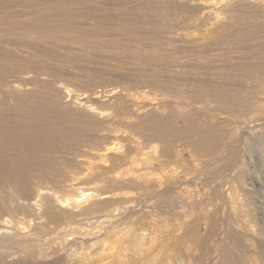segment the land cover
Instances as JSON below:
<instances>
[{"label":"bare ground","instance_id":"obj_1","mask_svg":"<svg viewBox=\"0 0 264 264\" xmlns=\"http://www.w3.org/2000/svg\"><path fill=\"white\" fill-rule=\"evenodd\" d=\"M69 60L130 87L77 90ZM244 135L264 140V0H0V264L75 235L89 248L56 264H175L172 235L207 215L195 192L247 244L240 176L223 190Z\"/></svg>","mask_w":264,"mask_h":264},{"label":"rangeland","instance_id":"obj_2","mask_svg":"<svg viewBox=\"0 0 264 264\" xmlns=\"http://www.w3.org/2000/svg\"><path fill=\"white\" fill-rule=\"evenodd\" d=\"M69 62V63H68ZM74 64H72V63ZM63 64V65H62ZM65 64V65H64ZM66 64L67 65H70V66H67V67H65L66 66ZM61 67V69L63 70L62 71V74H59V72L57 71L55 74H56V78L57 79H59V80H62V82H64V83H69L68 82V80L70 79V80H72V78H77L78 79V86H77V88H76V85L77 84H75V88L78 90L79 89V87H80V89L79 90H84V91H88V94H90L89 92H91V89H92V92H94L95 90L96 91H102L103 89L104 90H108V89H111V87H114V84H116L115 85V87H130V86H128V85H130L129 84V82L127 81V82H125V80L124 79H120V80H118L116 77H114V76H112V75H109L108 74V76L106 77V75H107V73H105V72H100V70H98V69H94L93 71H92V69H88V68H85V71H84V67H78L77 66V63L76 62H74V61H71V60H69V61H67L66 63L65 62H63V63H61L60 62V64H59ZM79 65V64H78ZM63 66V67H62ZM76 67V68H75ZM80 68V69H78V68ZM65 70H67L66 72L64 71V69ZM69 68H71V69H69ZM61 69H60V73H61ZM69 69V70H68ZM77 69V70H76ZM83 71H82V70ZM70 70H71V72L72 71H74V72H72V73H70ZM79 70H80V72H79ZM89 70V71H88ZM75 71H78V74L79 75H81V76H78V74H76L77 72H75ZM83 72V75H85V76H83L82 75V72ZM91 71L93 72V73H91ZM96 71V72H95ZM63 72H65V75H64V73ZM94 73H96L97 75H99V73H101V75H99L100 77H98L96 74H94ZM102 73H104V74H102ZM73 74V75H72ZM88 76H90V77H88ZM106 74V75H105ZM72 75V76H71ZM95 75V76H94ZM104 75V76H103ZM71 76V77H70ZM74 76V77H73ZM102 76V77H101ZM109 76H112V78H113V80L115 81H113V80H111L112 78L110 77L109 78ZM90 78V79H88V78ZM96 77V78H95ZM82 78V79H81ZM86 78L88 79V80H91V81H89L88 82V84H87V81L88 80H86ZM94 78V79H93ZM104 78V79H103ZM106 78V79H105ZM107 78H109V79H107ZM116 80H115V79ZM101 79V80H100ZM69 80V81H70ZM82 80H84V81H82ZM96 80H98V81H96ZM104 80V81H103ZM106 80V81H105ZM110 80V81H109ZM95 81V82H94ZM101 81V82H100ZM113 81V82H112ZM118 81V82H117ZM120 81V82H119ZM121 81L122 82H124V84L123 83H121ZM94 82V83H93ZM98 82V83H97ZM81 85H80V84ZM85 83V84H84ZM92 85H91V84ZM98 85H97V84ZM117 83H118V86H117ZM119 83H120V86H119ZM126 83L128 84V85H126ZM95 84L98 86H95ZM111 84V85H110ZM123 84V85H122ZM85 85H91V86H95V87H92L91 88V86L88 88V86L87 87H83V86ZM109 87H108V86ZM107 86V87H106ZM82 87V88H81ZM74 88V87H73ZM74 88V89H75ZM85 88V89H84ZM87 88V89H86ZM96 88V89H95ZM100 88V89H99ZM248 136V135H247ZM253 137V136H252ZM251 137V138H252ZM264 137V136H263ZM249 138V139H248ZM250 137H247V139H246V135H244V142L242 143L243 145L241 146V148H242V156H244V158L242 157L241 158V161H243V163L241 162V164H239V165H237V167H239V168H241L240 170H227L226 172H225V175H226V177H225V175H224V179H223V190L225 191V192H230V190H231V188H232V186H230L232 183H233V179H237V176H240L239 178L241 179H237L240 183H242L243 184V189L242 190H240L241 191V193L243 192V194H242V198L243 197H246V198H244L243 199V201L245 200V202H246V204L249 206V210L251 211V219H252V224H253V230L256 232H254V235L252 236V237H249L248 239H250L251 241H249V242H247V244L245 243V244H243L242 243V241L240 240V238H239V236H237L238 234H234V231L236 230H234L233 229V227L236 225V223L234 224V222H235V220H234V218H233V216L232 217H230L231 216V213L228 211L229 209L225 206V205H223V202L221 203V202H219L218 201V203L219 204H215V206H212L213 208H211V206L209 207V203H208V199H206V197H205V199L204 198H202V197H198L197 195H199L197 192H195V196H196V198L197 199H200V200H198V201H202L201 202V204H202V206L204 205V204H207V206H206V212L205 211H203V212H205L206 214V216H204V217H206V218H204L201 222V224L199 223L198 224V226L196 225L194 228H196V227H198V228H196L197 230L199 229V231H197V230H195L196 231V233H195V235L197 236V234H198V237H199V241H198V238L192 233V236H189L188 238L186 237L187 236V234H190L191 233V230H190V232H188L189 230L188 229H186L185 231L184 230H182L181 232L179 231V234L177 235V233H174L173 235H172V244H171V242H170V246H168V248L170 247V249H168L167 247L166 248H164V249H162V250H160V252H163V250H164V254H167L166 256L164 255V256H162V253H160L159 252V254H161V256L158 254V252H156V254L159 256L158 258H160L161 260H163V257H165V258H167L169 255H168V253L170 252V250H171V252H170V255L173 257V254H175L174 255V257L176 256L177 257V260H176V263L175 264H228V263H231V264H249L250 262H253V263H250V264H264V254H262L261 253V250L263 251L264 250V246H261V245H264V140H262V139H257V138H255V137H253V139H251ZM249 140V141H248ZM252 140V141H251ZM258 140V141H257ZM261 140H262V142H261ZM247 144V145H246ZM251 145V146H250ZM250 147V148H249ZM248 148V149H247ZM263 151V152H262ZM252 152V153H251ZM254 156V157H253ZM246 163V164H245ZM243 164V165H242ZM241 165V166H240ZM256 167V168H255ZM245 169V170H244ZM247 170V171H246ZM237 171H239V173L240 174H236V173H238ZM247 172V173H246ZM230 174V175H229ZM228 175V176H227ZM236 175V176H235ZM231 176V177H230ZM230 179V180H229ZM233 180V181H232ZM236 180V181H237ZM262 181V182H261ZM239 184V183H238ZM233 185V184H232ZM240 185V184H239ZM245 186V187H244ZM226 190H225V189ZM245 189V190H244ZM200 191H202V190H200ZM244 191H247V192H244ZM252 193V194H251ZM245 194V195H244ZM246 194H248V195H246ZM250 196V197H249ZM201 199H203L204 201H206V203H204V201L203 200H201ZM249 202V203H248ZM201 206V207H202ZM209 207V208H208ZM218 209H216V208ZM205 209V206L203 207V208H200V210H204ZM248 209V208H247ZM156 210V209H155ZM154 210V211H155ZM199 210V209H198ZM157 211V210H156ZM154 212V214L156 213L157 214V212ZM211 211V212H210ZM218 211H220L219 213H218ZM224 211V212H223ZM196 212H198L197 210H196ZM208 212V213H207ZM213 212H215V213H213ZM222 212V213H221ZM227 212V213H226ZM228 212H229V214H228ZM162 213V212H161ZM160 213V214H161ZM168 213L171 215V217H170V215L168 216ZM167 213V211L166 212H163V214L165 215H160V216H164L165 218H169L170 219V222L172 221V220H174L173 219V215H174V213L173 212H168ZM254 213V214H253ZM155 214V215H156ZM173 214V215H172ZM213 214V215H212ZM225 216H224V215ZM157 215H159V212H158V214ZM166 215L168 216V217H166ZM212 215V216H211ZM215 215H216V217H215ZM163 217V218H164ZM211 217H213V218H211ZM222 217V218H221ZM202 218H203V216H202ZM201 218V219H202ZM231 218H233V220L234 221H232V219ZM208 220V221H207ZM227 220V221H226ZM221 221V222H220ZM216 222V223H215ZM225 222V223H224ZM233 222V223H232ZM227 224V225H226ZM200 225V226H199ZM235 228V227H234ZM256 228V229H255ZM214 229H216V230H214ZM263 230V231H262ZM219 231V232H218ZM231 232L233 233V234H231ZM235 233H237L236 231H235ZM224 234H225V236H224ZM230 234V235H229ZM257 234V235H256ZM191 235V234H190ZM216 235V236H215ZM260 236V237H262L261 239H260V237H257L256 238V236ZM78 236V237H77ZM75 235L73 238H71V237H69L68 239L70 240H68L69 242H71V246H70V243L67 241V243H69L68 245L70 246H68L67 247V245H63L62 246V248H63V251H62V249H59V251H58V249L56 250L57 252V256L59 257V258H62V254H66L65 256L67 257L68 256V254H69V252L67 253L66 252V250H67V248L69 249V250H67V251H70V253L71 252H73L74 251V253H71V255L72 254H77L78 255V253L79 254H81V252L82 251H86V249L87 248H85L84 246L87 244H89L88 242H87V239H85L83 236V239H85L86 240V244H85V240H82V237H80L81 235ZM196 237V239H197V241H194V240H196L195 239V237ZM206 236H207V238H206ZM214 238H213V237ZM219 236V237H218ZM238 238H237V237ZM77 237V238H76ZM177 237V238H176ZM181 237V238H180ZM185 237H186V239L188 240L187 242H186V239H185ZM218 237V238H217ZM223 237V238H222ZM232 237H234V238H232ZM236 237V238H235ZM257 239H255V238ZM72 240H71V239ZM80 238V239H79ZM176 238V239H175ZM180 238V239H179ZM191 238V239H190ZM217 238V239H216ZM48 239V238H47ZM227 239H228V241H227ZM238 239V240H237ZM253 239H254V241H253ZM48 240H50V238L48 239ZM46 241V239H45V242H49V241ZM77 242H76V241ZM80 240V241H79ZM175 240V241H174ZM178 240H180V241H177ZM192 240V241H191ZM203 240H205V241H203ZM259 240L262 242V244L260 245V243H259ZM263 240V241H262ZM217 241H219V242H217ZM227 242V244H226V242ZM240 241V242H239ZM185 242V243H184ZM195 242V243H194ZM223 242V243H222ZM230 242H232V243H230ZM66 243V244H67ZM177 243V244H176ZM182 243H184V244H182ZM193 243V244H192ZM217 243V244H216ZM65 244V243H64ZM84 244V245H83ZM178 244L180 245V246H178ZM190 244V245H189ZM224 244V245H223ZM232 244V246H230ZM237 244V245H236ZM239 244H240V246H239ZM86 245V246H87ZM177 245V246H176ZM189 245V246H188ZM196 245V246H195ZM235 245V246H234ZM244 245V246H243ZM245 245H246V247H245ZM250 245H251V248H250ZM80 246V247H79ZM83 246V247H82ZM194 246V247H193ZM226 246V247H225ZM66 247V248H65ZM74 247V248H73ZM84 248V250H82L81 251V249L82 248ZM88 248H89V245L87 246ZM172 247H174V248H172ZM176 247V248H175ZM191 247V248H190ZM206 247V248H205ZM223 247V248H222ZM225 247V248H224ZM229 247V248H228ZM237 249H236V248ZM261 247V248H260ZM72 248V250H70ZM230 250H228V249ZM230 248H232V249H230ZM244 248H246V249H244ZM253 248V249H252ZM78 249V250H77ZM168 249V252L166 251ZM175 249V250H174ZM179 249V250H178ZM212 249V250H211ZM223 249V251H225V250H227V251H225L224 253H223V251H221ZM260 249V250H259ZM76 250V251H75ZM173 250V251H172ZM183 250V251H182ZM209 250V251H208ZM233 250H234V252H233ZM240 250H243V251H240ZM81 251V252H80ZM84 251V252H85ZM206 253H205V252ZM215 251V252H214ZM228 251H229V253H231L230 255H229V253H228ZM254 251V252H253ZM59 252H61L60 254L61 255H59ZM65 252V253H64ZM77 252V253H76ZM174 252V253H173ZM176 252V253H175ZM208 252V253H207ZM238 252V253H237ZM245 252V253H244ZM250 252V253H249ZM253 252V253H252ZM256 252V253H255ZM178 253V254H177ZM204 253V254H203ZM228 253V254H227ZM233 253V254H232ZM251 253L253 254L252 256H251ZM260 253H261V255H260ZM189 254V255H188ZM193 254V255H192ZM207 254V255H206ZM212 254V255H211ZM227 254V255H226ZM259 256H258V255ZM70 255V254H69ZM226 255V256H225ZM229 255V256H228ZM235 255V256H234ZM56 255H54L53 257H51L50 259H49V261H48V263H47V261L46 262H42L41 263V261H37L35 264H38V263H40V264H44V263H46V264H50V263H52V264H56V259L58 260L59 258L57 257ZM170 256V257H171ZM196 256V257H195ZM234 256V257H233ZM241 256H244V257H241ZM255 256V257H254ZM55 257V258H54ZM173 257V258H174ZM176 257H175V259H176ZM180 259H179V258ZM189 257V258H188ZM232 257V258H231ZM241 257V258H240ZM250 257H252V259L250 258ZM259 258V260L257 259V261H255L256 260V258ZM63 258H64V256H63ZM226 258V259H225ZM238 258V260H236ZM244 258V259H243ZM248 258V259H247ZM253 258L255 259V260H253ZM54 259H55V261H54ZM183 259V260H182ZM231 261H230V260ZM245 259H247V260H250L251 259V261H248L249 263H246L247 261L245 260ZM178 260H179V262H178ZM180 260H181V262H180ZM242 260V261H241ZM50 261H52V262H50ZM53 261H54V263H53ZM59 261H62V260H60L59 259ZM225 261V262H224ZM227 261H229V262H227ZM255 261V262H254ZM194 262V263H193ZM216 262V263H215ZM158 263V262H157ZM156 263V264H157ZM57 264H63V262L62 263H57Z\"/></svg>","mask_w":264,"mask_h":264}]
</instances>
